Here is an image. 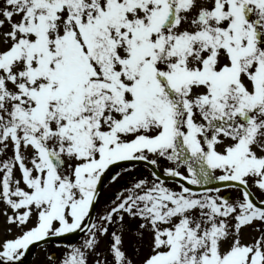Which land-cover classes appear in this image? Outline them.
<instances>
[{"label":"snow or ice","instance_id":"6c2138e0","mask_svg":"<svg viewBox=\"0 0 264 264\" xmlns=\"http://www.w3.org/2000/svg\"><path fill=\"white\" fill-rule=\"evenodd\" d=\"M0 217V264H264V0H0Z\"/></svg>","mask_w":264,"mask_h":264},{"label":"rangeland","instance_id":"374dc122","mask_svg":"<svg viewBox=\"0 0 264 264\" xmlns=\"http://www.w3.org/2000/svg\"><path fill=\"white\" fill-rule=\"evenodd\" d=\"M138 169L146 171V169H143L140 166H137ZM119 171V169H116ZM123 183V181L121 182ZM118 190V187L114 185L110 179L107 180L105 183L104 187L102 188L101 192V198H100V205L98 206L97 210L99 211L100 207L104 205L106 201L113 195ZM3 224V218L0 217V228H2ZM82 234L80 237L72 239L69 242H61V241H52L48 245L40 244L37 246L31 255V264H47V254L49 249H54L56 244H78L82 241ZM245 239L250 240L251 239V234L246 233ZM26 259L24 258V264H25Z\"/></svg>","mask_w":264,"mask_h":264},{"label":"water","instance_id":"95a60500","mask_svg":"<svg viewBox=\"0 0 264 264\" xmlns=\"http://www.w3.org/2000/svg\"><path fill=\"white\" fill-rule=\"evenodd\" d=\"M137 165L138 166H141V165H139V163H137ZM128 166H130V165H128ZM106 182V180L104 181V183ZM80 234H71V235H68L66 238H60V239H62V240H65V241H69V240H71V239H73V238H75V237H78ZM42 244V243H41ZM34 247L35 246H33L31 249H30V251H29V253H27L26 254V259H27V261H26V264H30V254H31V251L34 249Z\"/></svg>","mask_w":264,"mask_h":264}]
</instances>
